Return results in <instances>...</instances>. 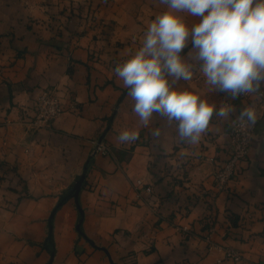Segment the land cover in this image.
I'll return each mask as SVG.
<instances>
[{
	"label": "crops",
	"instance_id": "crops-1",
	"mask_svg": "<svg viewBox=\"0 0 264 264\" xmlns=\"http://www.w3.org/2000/svg\"><path fill=\"white\" fill-rule=\"evenodd\" d=\"M164 11L159 0H0V264H264V100H232L195 70L174 86L236 115L255 109L249 153L219 189L235 116L214 115L197 145L182 143L156 114L140 125L114 74ZM46 87L63 111L40 126ZM123 130L139 139L121 144ZM97 141L110 152L94 154ZM83 172L80 208L68 198L49 239L52 210ZM137 179L152 192L139 197Z\"/></svg>",
	"mask_w": 264,
	"mask_h": 264
},
{
	"label": "clouds",
	"instance_id": "clouds-1",
	"mask_svg": "<svg viewBox=\"0 0 264 264\" xmlns=\"http://www.w3.org/2000/svg\"><path fill=\"white\" fill-rule=\"evenodd\" d=\"M167 11L157 15L143 32L141 46L114 67L115 76L134 102L132 112L147 127L156 114L168 126L175 124L180 142L197 145L206 134L213 116L241 127H254L253 107L216 104L197 93L181 90L180 81L192 79L194 70L213 91L232 100L261 96L264 86V0H159ZM199 18L191 27L183 15ZM191 44L187 56L181 53ZM160 128L152 131L159 139ZM139 133L123 130L121 144L135 143Z\"/></svg>",
	"mask_w": 264,
	"mask_h": 264
},
{
	"label": "built area",
	"instance_id": "built-area-1",
	"mask_svg": "<svg viewBox=\"0 0 264 264\" xmlns=\"http://www.w3.org/2000/svg\"><path fill=\"white\" fill-rule=\"evenodd\" d=\"M261 92L264 93V88H261ZM260 99H264V95L259 96ZM36 115L35 123L40 126L48 125L54 118L58 117L63 107L57 94V91L53 87H46L38 96L36 103ZM254 127L248 126L241 127L240 122H237L234 118L232 124L229 127V145L230 154L225 162L214 173L215 185L219 189L227 188L229 181L234 177L239 162L245 159L249 153L250 145L253 137ZM95 153H109L110 147L103 141H97ZM137 195L142 196L143 192H152V186L145 184L142 179H137L133 182ZM214 227H210V233L213 232ZM187 227H182V230L187 232ZM209 237V236H208ZM229 256H233V252L227 253Z\"/></svg>",
	"mask_w": 264,
	"mask_h": 264
},
{
	"label": "water",
	"instance_id": "water-1",
	"mask_svg": "<svg viewBox=\"0 0 264 264\" xmlns=\"http://www.w3.org/2000/svg\"><path fill=\"white\" fill-rule=\"evenodd\" d=\"M185 50L186 49H184V51ZM86 169H87V167H86ZM85 175H86V172H83L82 174L78 175V177L76 178L75 182L73 183L70 191L66 195L61 196V199L59 200L57 205L52 210L50 217H49V239H51L52 229H53V219H54V216H55L57 209L61 205H63V203H65L67 201V199L70 197H74L76 204H77V207L80 208L79 193H80V190H81L82 185L84 183Z\"/></svg>",
	"mask_w": 264,
	"mask_h": 264
},
{
	"label": "rangeland",
	"instance_id": "rangeland-1",
	"mask_svg": "<svg viewBox=\"0 0 264 264\" xmlns=\"http://www.w3.org/2000/svg\"><path fill=\"white\" fill-rule=\"evenodd\" d=\"M258 98H259V97H258ZM257 100H258V99H257ZM263 100H264V99H263ZM211 226L214 227V228H213V230H214V229H215V225L212 224ZM231 251H232V250H231ZM232 252H233V251H232ZM227 255H228V254H227ZM235 255L238 256L237 254H234L233 256H235ZM228 256H229V255H228ZM230 257H232V256H230Z\"/></svg>",
	"mask_w": 264,
	"mask_h": 264
},
{
	"label": "trees",
	"instance_id": "trees-1",
	"mask_svg": "<svg viewBox=\"0 0 264 264\" xmlns=\"http://www.w3.org/2000/svg\"><path fill=\"white\" fill-rule=\"evenodd\" d=\"M68 193V192H67ZM67 193H64L63 195H66Z\"/></svg>",
	"mask_w": 264,
	"mask_h": 264
}]
</instances>
